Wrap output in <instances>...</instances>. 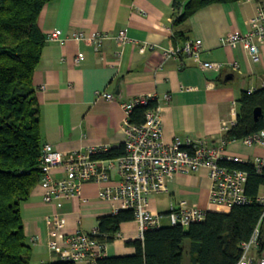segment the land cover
<instances>
[{"label": "crops", "instance_id": "crops-1", "mask_svg": "<svg viewBox=\"0 0 264 264\" xmlns=\"http://www.w3.org/2000/svg\"><path fill=\"white\" fill-rule=\"evenodd\" d=\"M172 1L54 0L44 5L37 15L38 28L44 37L57 31L63 40L46 39L32 73L43 144L65 156L96 145L118 148L124 143L121 103L141 96L155 97L165 143L173 138L203 139L207 147L214 148L225 140L227 127L236 119L238 94L264 85V45L259 48V61L252 63L241 44L220 43L228 34L248 32L255 0L208 4L178 26L172 25ZM178 30L184 35L178 36ZM119 31L130 41L121 44L116 39ZM96 34L106 37L99 46L96 41H86ZM186 39L199 42L198 59L163 55ZM143 44L151 48L141 51ZM201 62L217 63L220 69L204 70ZM106 94L113 100L105 98ZM223 149L245 162L255 156L264 158V149L247 146L241 139L227 141ZM63 175L60 167L50 171L54 179ZM111 177L118 179L114 172ZM163 187L147 195L149 210L161 215L163 226L169 225L166 215L170 206L181 200L188 207L212 211L206 167L172 174ZM80 190L79 197L48 204L43 201L40 182L30 189L20 208L30 261L55 262L59 251L50 250V243L62 246L68 233H89L100 216L111 215L119 207L116 201L98 200V186L92 182L84 183ZM52 213L64 220L57 230L45 221ZM138 234L139 226L133 220L121 223L119 237L105 243L104 256L131 254L133 248L124 242ZM183 245L182 264H187L189 244Z\"/></svg>", "mask_w": 264, "mask_h": 264}, {"label": "trees", "instance_id": "trees-1", "mask_svg": "<svg viewBox=\"0 0 264 264\" xmlns=\"http://www.w3.org/2000/svg\"><path fill=\"white\" fill-rule=\"evenodd\" d=\"M54 0H0V264H76L72 261L34 263L29 260L30 247L24 236L21 204L30 189L39 182V156L42 148L40 110L31 86L32 73L38 64L45 37L37 26L38 14ZM237 0H173L172 25L184 23L196 9L211 3ZM178 36L183 32L178 30ZM187 40V39H186ZM236 119L225 131V139H241L264 127V85L242 91L236 100ZM156 100L135 106L129 122L141 125L144 113L156 109ZM261 114L254 120L253 111ZM124 145L110 148L94 158L118 157ZM247 172L244 194L248 201L231 205L227 212L207 211L203 222L186 227L178 225L147 229L142 239L126 240L131 254L102 256L96 264H182L184 245L188 241L187 264H234L241 256V243L248 239L260 215L256 202L264 185V169L258 175L251 163H226ZM134 219L131 210H118L100 216L95 238L106 243L116 238L121 223ZM258 253L264 252V224L261 226Z\"/></svg>", "mask_w": 264, "mask_h": 264}, {"label": "built area", "instance_id": "built-area-1", "mask_svg": "<svg viewBox=\"0 0 264 264\" xmlns=\"http://www.w3.org/2000/svg\"><path fill=\"white\" fill-rule=\"evenodd\" d=\"M250 1V0H245ZM256 11L250 18L249 30L243 35L232 33L222 37L221 44L231 47L241 44L252 63L259 61V48L264 45V0H255ZM105 34H96L87 42L96 41L99 46L104 40ZM50 41H62L59 33L51 32L45 36ZM116 39L121 43H127L130 38L124 31H119ZM144 51L147 44L140 46ZM151 48V47H150ZM200 45L198 41L187 39L174 51L163 52L166 58L179 56L198 59ZM200 67L204 70H219V64L214 62H201ZM253 89H247L248 93ZM105 98L113 100V96L106 94ZM154 96H141L121 103L125 116L123 120L124 130V154L118 157L94 158L99 153H104L107 148L103 145L90 146L85 152L74 151L71 155L60 154L52 145L42 144L39 165V182L42 186L45 203H52L56 199H73L81 194V186L86 182H92L98 186L97 199L111 202L116 201L118 208L112 210H131L134 215L133 221L139 226V239L147 229H157L161 226V215L154 213L148 208L147 195L151 192L164 189L163 182L172 174H189L199 168L206 167L209 173L210 189L208 202L210 204H223L227 207L240 205L248 201L244 194L247 172L236 169L226 163H251L254 171L262 175L264 158L255 156L252 161L245 162L236 156L225 154L223 146L225 139L219 146L207 147L205 140L188 139L184 141L173 138L171 142L162 140L161 121L156 109H149L144 113L145 120L141 125L129 122L131 110L139 105L146 104ZM164 99L168 100L165 95ZM235 122H231L232 127ZM243 144L264 149V127L260 131L249 133L241 138ZM53 167L64 169L62 178L54 179L50 176ZM114 172L118 179L111 177ZM256 202L260 206V215L253 227V231L247 240L241 243V256L234 264H264L263 255L258 253L261 226L264 224V185L258 192ZM166 217L169 225L186 227L196 222H203L207 209L188 207L184 200L170 206ZM46 223L55 230L62 227L64 222L61 215L52 213L45 219ZM96 229L89 233L77 230L65 235L62 246L50 243L49 249L58 250L59 261H72L76 264H96L98 259L105 255V243H99L96 238ZM116 237H119L116 234Z\"/></svg>", "mask_w": 264, "mask_h": 264}, {"label": "rangeland", "instance_id": "rangeland-1", "mask_svg": "<svg viewBox=\"0 0 264 264\" xmlns=\"http://www.w3.org/2000/svg\"><path fill=\"white\" fill-rule=\"evenodd\" d=\"M210 208L214 212H217V211H219V212H227L228 209H229L226 205L219 204V203L212 204ZM183 243L186 245V244H188V241L186 239H184Z\"/></svg>", "mask_w": 264, "mask_h": 264}, {"label": "water", "instance_id": "water-1", "mask_svg": "<svg viewBox=\"0 0 264 264\" xmlns=\"http://www.w3.org/2000/svg\"><path fill=\"white\" fill-rule=\"evenodd\" d=\"M260 114H261L260 108L254 109V111H253V118H254V120H256L259 117Z\"/></svg>", "mask_w": 264, "mask_h": 264}]
</instances>
